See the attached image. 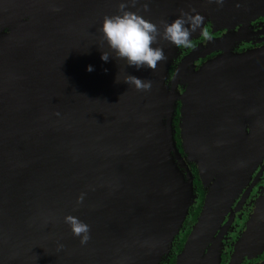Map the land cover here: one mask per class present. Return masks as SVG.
Wrapping results in <instances>:
<instances>
[{
  "label": "water",
  "instance_id": "water-1",
  "mask_svg": "<svg viewBox=\"0 0 264 264\" xmlns=\"http://www.w3.org/2000/svg\"><path fill=\"white\" fill-rule=\"evenodd\" d=\"M122 2L160 30L153 46L167 60L155 71L127 65L102 40L104 18L119 14ZM198 2L0 0V264H157L167 251L192 184L172 137L174 100L183 102L185 149L206 177L218 168L217 153L225 156L237 140L236 124L227 131L232 135L219 128L218 105L208 96L236 84L238 64L210 62L181 95L174 84L164 87L174 50L162 38L164 24L182 12L196 14ZM128 75L150 80L151 89L128 85ZM252 125L260 142L264 109ZM68 215L90 226L86 244L65 222ZM204 220L178 264L199 260L201 251L188 253L194 238L201 250Z\"/></svg>",
  "mask_w": 264,
  "mask_h": 264
},
{
  "label": "flooded vegetation",
  "instance_id": "flooded-vegetation-1",
  "mask_svg": "<svg viewBox=\"0 0 264 264\" xmlns=\"http://www.w3.org/2000/svg\"><path fill=\"white\" fill-rule=\"evenodd\" d=\"M225 1L234 4L222 6L216 4V0L198 2L196 13L204 17V23L191 37L196 46L182 48L174 45L171 56L173 63L169 69L168 89L174 84L175 92L180 95L188 91L192 74L200 72L212 61L224 58L240 66L235 73L236 84L221 86L215 91L216 95L210 92L208 96L214 97L218 105L219 128L225 135L234 134L237 140H232V147L225 150V156L223 152L217 153L219 165L211 176L203 175L196 163L200 185H196L192 177L184 217V222L190 221L189 232L183 243L184 249L176 253L175 264H178L195 226L210 212L212 228L203 236L206 238L201 244V256L195 264H206L210 256L216 259L212 264H264V135L260 142H255L252 125L262 118L264 109V0ZM203 28L209 30L212 41L202 38ZM190 55L194 57L185 66L184 61ZM177 70L180 74L175 77ZM177 100L176 114L181 115L182 123L183 102ZM172 114L175 116V111ZM235 124L238 131L228 134ZM180 132L183 143L181 125ZM183 150L191 155L184 144ZM181 158L192 176L190 164ZM175 162L184 182H188L184 165L177 159ZM260 205H263L261 210ZM178 232H183V228Z\"/></svg>",
  "mask_w": 264,
  "mask_h": 264
},
{
  "label": "clouds",
  "instance_id": "clouds-1",
  "mask_svg": "<svg viewBox=\"0 0 264 264\" xmlns=\"http://www.w3.org/2000/svg\"><path fill=\"white\" fill-rule=\"evenodd\" d=\"M136 0H132L133 6ZM223 3V0H217ZM147 11V4H145ZM194 11V10H193ZM204 17L201 14H191L182 12L181 15L171 23L164 24L162 38L174 45L182 48H194L196 45L191 37L197 30H201ZM102 40L107 42L109 48L119 59L126 60L127 65L135 66L137 69H150L155 71L159 63L166 61L167 56L163 48L154 47L159 42L161 33L158 26L144 18L137 12L128 10L127 3L120 4V13L113 16H106L101 28ZM202 38L212 41L213 36L207 28L201 31ZM102 60L108 61L110 55L103 51ZM89 71L93 70L90 65ZM119 82V81H117ZM124 82L134 85L137 90H150L152 82L135 75H128ZM83 201V196L79 202ZM73 231V234L81 239L82 244H86L90 239V226L77 217L68 215L65 217Z\"/></svg>",
  "mask_w": 264,
  "mask_h": 264
},
{
  "label": "trees",
  "instance_id": "trees-1",
  "mask_svg": "<svg viewBox=\"0 0 264 264\" xmlns=\"http://www.w3.org/2000/svg\"><path fill=\"white\" fill-rule=\"evenodd\" d=\"M6 31V30H5ZM173 63V60L170 59V62H169V65H168V70H167V74H166V77L164 79V87L168 89V76H169V69H170V65ZM180 102L182 103V101L180 100ZM176 103H178V100L175 99L174 100V103H173V113L175 111V116L172 114V117H171V130H172V137H173V141L175 143V146L177 148V150H180L179 153L180 155L186 159V161L190 164V167H191V172H192V176H191V179L192 177H194V183L196 185H200V177H199V174H198V168H197V158H191L190 156H188V153L185 152L183 150V143H182V139H181V132H180V125H181V115H178L176 114ZM179 112H181V108L179 110ZM174 117V119H173ZM181 139V140H180ZM175 159V158H174ZM184 172V171H182ZM191 175V173H190ZM186 176V174H185ZM186 180L187 179V176H186ZM196 215V213H195ZM191 220L193 221L194 220V216L191 218ZM189 224H190V221H187V222H182L180 228L182 227L183 228V232H177L171 242H170V245H169V248L167 249L166 252H164L160 259L158 260L157 264H175L176 261H177V258L178 256L176 255L177 252H181L183 249H184V240L186 238V236H188V232H189ZM179 228V229H180ZM179 233V234H178ZM176 236V237H175ZM175 238V241H173ZM172 241L174 242L173 243V246L172 245ZM175 255L177 257H175Z\"/></svg>",
  "mask_w": 264,
  "mask_h": 264
},
{
  "label": "rangeland",
  "instance_id": "rangeland-1",
  "mask_svg": "<svg viewBox=\"0 0 264 264\" xmlns=\"http://www.w3.org/2000/svg\"><path fill=\"white\" fill-rule=\"evenodd\" d=\"M213 201H216L215 198L213 199ZM212 217V212H210L208 215H207V218H205L204 222L202 223V225L199 227L198 229V234L199 235H205L208 233V231H210V228H212L211 226V223L213 222V219L211 218ZM214 218V216H213ZM212 219V220H211ZM196 238L193 239V243L191 245V250L190 252L188 253V255H192V256H197L199 253H200V249L197 247V243L195 240ZM212 262H214V257L213 256H210L207 261H206V264H212Z\"/></svg>",
  "mask_w": 264,
  "mask_h": 264
}]
</instances>
